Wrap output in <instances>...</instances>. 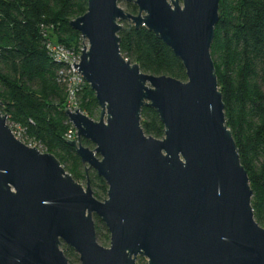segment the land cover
Segmentation results:
<instances>
[{"label": "water", "instance_id": "obj_1", "mask_svg": "<svg viewBox=\"0 0 264 264\" xmlns=\"http://www.w3.org/2000/svg\"><path fill=\"white\" fill-rule=\"evenodd\" d=\"M88 0L71 25L84 39L74 68L96 94L99 121L66 109L69 140L109 189L97 199L52 153L21 141L0 111V264H264V227L227 124L211 48L220 0ZM147 27L182 60L188 80L142 71L121 51L124 24ZM2 100L0 97V106ZM154 108L164 138L146 134ZM82 139L95 148L84 146ZM95 217L110 232L98 241Z\"/></svg>", "mask_w": 264, "mask_h": 264}, {"label": "trees", "instance_id": "obj_2", "mask_svg": "<svg viewBox=\"0 0 264 264\" xmlns=\"http://www.w3.org/2000/svg\"><path fill=\"white\" fill-rule=\"evenodd\" d=\"M121 4L139 13L134 0ZM87 10L88 0H0V111L8 115L10 125L23 128L28 140L56 155L76 181L90 182L95 197L104 200L107 182L97 171L87 172L67 139L72 123L66 115L67 87L59 75L65 64L46 47L47 39H56L79 51L84 40L70 23ZM219 14L211 53L227 124L254 191L255 218L264 227V0H220ZM119 35L122 54L143 72L188 80L182 60L147 27L125 23ZM78 96L81 110L97 119L100 106L87 82ZM141 125L146 134L164 138L165 126L154 108L143 107ZM81 142L95 148L87 139ZM95 221L98 241L108 246V228L98 217ZM63 250L70 264H80L72 247L64 245ZM147 262L139 257L137 264Z\"/></svg>", "mask_w": 264, "mask_h": 264}, {"label": "built area", "instance_id": "obj_3", "mask_svg": "<svg viewBox=\"0 0 264 264\" xmlns=\"http://www.w3.org/2000/svg\"><path fill=\"white\" fill-rule=\"evenodd\" d=\"M46 47L56 61L65 64L59 75L61 81L66 84L68 91L67 108L74 111L75 107H80L78 94L83 84L86 82L78 69L74 68V62L75 64H78L81 60L83 47L77 51L74 48H70L63 43H58L52 39L46 40ZM16 135L21 136L19 133ZM77 138V129L72 125L67 133V139L72 141Z\"/></svg>", "mask_w": 264, "mask_h": 264}, {"label": "rangeland", "instance_id": "obj_4", "mask_svg": "<svg viewBox=\"0 0 264 264\" xmlns=\"http://www.w3.org/2000/svg\"><path fill=\"white\" fill-rule=\"evenodd\" d=\"M121 6H122V4H121ZM123 7V6H122ZM84 40V39H83ZM55 41H56V39H55ZM84 44H86L85 43V41H84ZM83 49H84V46H83ZM82 111V110H81ZM83 112V111H82ZM84 113V112H83ZM99 117H100V113H99ZM99 117L97 118V119H95V120H97V121H99ZM8 123H9V121H8ZM10 125V124H9ZM11 126H13V128L11 127ZM10 127L12 128V130H13V132L15 133V135L16 134H18L19 133V135L21 134V136H18V135H16V136H18V138L21 140V141H23L24 143H26L27 145H29V146H31V147H38V149L40 150V151H42V152H44V153H46L45 151H43V149H42V147L41 146H38L37 144H35V142L34 141H30V140H28V138L24 135V133H23V128L20 126V125H10ZM93 149V148H92ZM64 166V165H63ZM79 183H81L82 185H84V187H86V183H84V182H79ZM107 198V197H106ZM105 198V199H106ZM104 199V200H105ZM104 200H101V201H104ZM110 245V244H109ZM109 245L108 246H106V247H109ZM148 263V262H147Z\"/></svg>", "mask_w": 264, "mask_h": 264}]
</instances>
